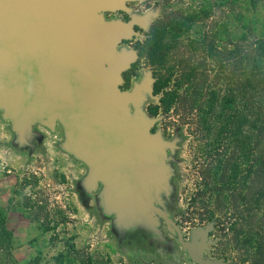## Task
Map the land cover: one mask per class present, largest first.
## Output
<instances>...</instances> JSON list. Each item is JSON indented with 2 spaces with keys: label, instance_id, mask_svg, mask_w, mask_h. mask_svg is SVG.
Segmentation results:
<instances>
[{
  "label": "water",
  "instance_id": "water-1",
  "mask_svg": "<svg viewBox=\"0 0 264 264\" xmlns=\"http://www.w3.org/2000/svg\"><path fill=\"white\" fill-rule=\"evenodd\" d=\"M129 0H0V109L18 143L37 119L50 129L59 122L63 147L88 165L85 183L101 182V205L114 213L124 236L135 225L153 228L158 216L174 231L195 264H219L203 257L212 222L195 226L185 240L163 208L165 142L153 121L136 107L158 100L150 70L129 89L121 73L135 61L134 49L118 45L145 30L157 17L148 9L128 20L105 19L103 11L129 10Z\"/></svg>",
  "mask_w": 264,
  "mask_h": 264
},
{
  "label": "rangeland",
  "instance_id": "rangeland-1",
  "mask_svg": "<svg viewBox=\"0 0 264 264\" xmlns=\"http://www.w3.org/2000/svg\"><path fill=\"white\" fill-rule=\"evenodd\" d=\"M256 2L258 14L264 17V0ZM228 3L227 7L224 5L223 25L227 32L236 34L243 27V0ZM125 5L129 10L103 11V17L125 21L151 9L158 14L149 24L158 20L151 29H137L138 34L118 45L134 49L137 54L121 73V89H129L147 70L156 80L139 49L145 48L162 26L168 29L172 22L184 20L180 24L181 36H193L210 20L198 16L197 11L213 9L215 17L222 6L220 0H129ZM192 13L196 16L190 20ZM168 88L166 85L163 89ZM161 93L155 92L158 99ZM136 108L153 121L151 131H159L165 142L174 143L172 149L165 148L162 157L167 179L159 197L183 238L189 240L193 227L212 222L210 241L202 256L217 258L219 264H251L245 256L249 247L243 244V220L221 213L208 219L202 209L187 208V195L194 191V173L200 163L193 155L196 130L192 117L183 114L181 104L170 103L164 111L161 102L148 96ZM1 112L0 109V219L5 220L11 233L16 260L37 258L51 264L57 258L63 264H80L78 255L87 254L95 259L107 258L110 264H195L178 244L174 231L158 216L149 231L134 225L124 236L119 234L113 223L114 213L101 205V182L97 181L93 188L85 183L88 165L63 147L65 132L59 122L50 129L34 119L25 142L18 143L10 120L3 118Z\"/></svg>",
  "mask_w": 264,
  "mask_h": 264
},
{
  "label": "trees",
  "instance_id": "trees-1",
  "mask_svg": "<svg viewBox=\"0 0 264 264\" xmlns=\"http://www.w3.org/2000/svg\"><path fill=\"white\" fill-rule=\"evenodd\" d=\"M228 1L220 0L215 17L213 9H199L198 16L210 20L193 36H181L184 20L162 26L139 55L157 76L153 90L162 92V109L175 102L192 117L193 155L200 163L187 208L202 209L208 219L221 213L243 220L245 256L264 264V17L256 0H243V27L231 34L223 25ZM11 248V233L0 219V264H44L37 258L19 262ZM78 257L80 264H110ZM51 264L63 262L55 258Z\"/></svg>",
  "mask_w": 264,
  "mask_h": 264
},
{
  "label": "flooded vegetation",
  "instance_id": "flooded-vegetation-1",
  "mask_svg": "<svg viewBox=\"0 0 264 264\" xmlns=\"http://www.w3.org/2000/svg\"><path fill=\"white\" fill-rule=\"evenodd\" d=\"M119 10H121V9H119ZM128 19L129 18H127L126 20H128ZM157 20H158V18H156L154 21H152L147 27L150 29V26L152 27ZM134 29L137 30V29H140V28L138 26H134ZM175 237H176V235H175Z\"/></svg>",
  "mask_w": 264,
  "mask_h": 264
}]
</instances>
